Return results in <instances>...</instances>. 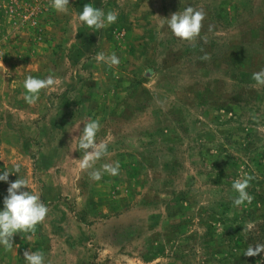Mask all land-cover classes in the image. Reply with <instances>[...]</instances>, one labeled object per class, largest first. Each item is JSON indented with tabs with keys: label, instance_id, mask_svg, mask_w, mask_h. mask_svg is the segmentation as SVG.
Wrapping results in <instances>:
<instances>
[{
	"label": "rangeland",
	"instance_id": "374dc122",
	"mask_svg": "<svg viewBox=\"0 0 264 264\" xmlns=\"http://www.w3.org/2000/svg\"><path fill=\"white\" fill-rule=\"evenodd\" d=\"M85 4L116 11L102 30L78 20ZM192 6L206 13L195 45L167 18ZM0 0V210L23 178L49 208L31 240L0 246V264H264V0ZM206 40V42H205ZM116 53L117 67L94 59ZM205 54L209 59L202 60ZM28 75L53 76L35 105ZM99 119L100 181L78 168L75 137ZM80 126L79 129H76ZM71 144V147H70ZM254 176L251 204L234 207L232 182Z\"/></svg>",
	"mask_w": 264,
	"mask_h": 264
},
{
	"label": "clouds",
	"instance_id": "9594fccd",
	"mask_svg": "<svg viewBox=\"0 0 264 264\" xmlns=\"http://www.w3.org/2000/svg\"><path fill=\"white\" fill-rule=\"evenodd\" d=\"M50 3L52 8L59 13L67 14L69 12L70 0H50ZM117 19L118 13L116 11L105 13L102 8L94 7L92 4H85L78 16L80 22L97 31L115 23ZM205 19L206 13L202 8L197 9L189 6L167 18V26L175 37L195 45L197 40L201 38ZM94 59L97 63L106 64L109 68L117 67L121 62L114 52L110 55L99 52ZM201 59L207 60L209 57L205 54ZM252 79L255 81L253 87H264V69L254 72ZM57 85L58 81L53 76L41 79L28 75L23 82L25 102L30 106L35 105L43 90H55ZM84 125L82 134L72 140V142L78 140V150L83 152L78 163L79 170L87 172L89 178L94 181H100L103 173L111 176L119 175L120 164L118 161L104 163L101 169H95L96 163L109 155L108 145L104 141L97 142V134L101 129L99 119L90 120ZM79 127L77 126L76 129ZM262 130L264 129H258V131ZM20 171L21 164L16 163L13 166V171L4 170L3 174H0V181L8 182L10 174H18ZM253 179V175L245 173L242 178L232 182V189L238 194L233 199L234 207L252 203L254 197L250 195L248 189L251 187ZM23 189H29L28 180L19 177L14 182H10L7 190L8 195L3 201L4 208L0 210V246H3L6 252L13 250V239L17 233L22 234L23 237L30 234L27 235V238L31 240L37 226L46 220L49 213V208L42 202L39 195ZM261 253H264V244L257 243L255 246L250 245L243 255L254 257ZM23 255L27 264H45V257L41 252H33L29 249Z\"/></svg>",
	"mask_w": 264,
	"mask_h": 264
}]
</instances>
